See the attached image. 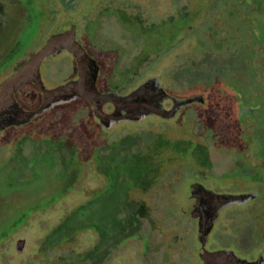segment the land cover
<instances>
[{"label": "rangeland", "instance_id": "obj_1", "mask_svg": "<svg viewBox=\"0 0 264 264\" xmlns=\"http://www.w3.org/2000/svg\"><path fill=\"white\" fill-rule=\"evenodd\" d=\"M251 1L109 0L126 4L129 19L109 9L89 26V33L99 49L115 48L110 45L113 41L120 44L115 51L124 56L122 71L102 72L112 90L130 92L156 78L177 99L200 95L188 89L200 81L198 72L203 75L212 65L229 61L203 55L212 49L214 38L232 31L224 23L229 10L225 5L236 12L239 41L253 38L247 53L260 56L254 70L244 63L236 71L241 78L248 69L250 88L242 90L245 97L235 107L217 92L215 100L231 106L229 118L213 120L211 106L192 104L172 119L148 116L105 131L95 123L94 129L89 127L91 110L77 101L0 132V264H202L192 183L230 195L250 191L254 182L264 185V3ZM63 2L65 7L73 4V0ZM78 9L87 7L80 4ZM35 16L22 22L15 43L0 53V83L26 64L43 42L42 26L37 24L40 16ZM193 21L175 40V27ZM6 43L7 38L0 36V47ZM244 56L241 51L236 58L243 63ZM68 62L61 57L45 59L39 71L44 85L69 79L73 72ZM61 64L59 70L51 67ZM219 71L227 75L226 66ZM40 93L25 84L14 98L29 110L41 103ZM170 107V101L164 103L165 109ZM213 127L217 130L212 133ZM228 130L242 135L246 150L229 149L231 141L224 137ZM250 156L260 161L256 167L248 162L253 160ZM256 206L259 230L264 226L259 221L264 218V198ZM234 209L232 205L220 212L207 250L232 247L234 240L222 237V232L230 224L228 218H234L230 214ZM252 218L246 216L249 222ZM251 232L242 234L241 248L253 244ZM20 241L23 246L18 248ZM253 241L263 238L256 234ZM234 252L247 260L254 256Z\"/></svg>", "mask_w": 264, "mask_h": 264}, {"label": "water", "instance_id": "obj_2", "mask_svg": "<svg viewBox=\"0 0 264 264\" xmlns=\"http://www.w3.org/2000/svg\"><path fill=\"white\" fill-rule=\"evenodd\" d=\"M74 32L73 24L61 25L57 34L52 36L48 43V52L66 49L77 64V79L52 89H45L40 79L39 66L48 52L45 48L42 49L17 72L0 83V132L28 124L54 107L77 99H82L89 104L93 117L106 129L121 122L142 121L148 116L172 119L183 108L204 103L203 95L183 100L168 95L156 78H148L127 95L101 93L95 85L97 67L85 50L74 40ZM27 82L33 83L42 93L40 105L33 110L21 109L14 100V95ZM166 100L172 103L170 109L163 107V102ZM106 105H111L114 110L106 113L104 111ZM190 191L192 207L198 218L197 240L200 246L198 258L202 264H264V257L261 255L254 261H247L239 258L231 250L209 251L206 249L208 236L220 211L231 205L243 204L255 198L256 194H218L198 183L192 184ZM21 246L23 241L18 242V248Z\"/></svg>", "mask_w": 264, "mask_h": 264}, {"label": "flooded vegetation", "instance_id": "obj_3", "mask_svg": "<svg viewBox=\"0 0 264 264\" xmlns=\"http://www.w3.org/2000/svg\"><path fill=\"white\" fill-rule=\"evenodd\" d=\"M31 4H34L33 5L34 6L33 8L35 10L34 12H33ZM36 4H40V5L37 6ZM80 4H83V7H87V9L84 11H82L81 9H78V6ZM125 5L126 4H110L109 0H73V4L71 6L65 7V2H63V0L60 3H57V2L53 3L51 0H35L34 2L31 0H0V36L2 37V40L7 38L6 45L0 47V53L5 54L7 52V49L10 48L12 46V44L15 43L16 35L21 30H23L20 27L22 22L24 20H27V19L28 20L34 19L35 14H38L35 16V18H38L40 16V20L37 22V24L40 25V27L42 26V32L40 35L43 36V38H44L41 45L34 52L35 55L37 53L41 52V50L44 48L48 52V43L50 42V39L52 38V36L57 34L58 28L65 23H71L75 26L74 40L85 50L87 55L94 61L95 65L97 67V77L95 80V85H96L98 91H100L101 93H115V94H119V95H127L131 91L130 92H123L122 89H119V90L113 89L112 90V88H110V86L112 85L110 80L106 79L102 76V72L108 71L109 69L112 72H121L122 71V67L124 65V61H123L124 56L122 54L119 55V53L117 51H115L116 46L118 47V45H120V44L117 43V41H116V43H114L115 41H113L112 44H110V45H111V47H115V48L107 47L104 49H101V48L99 49L98 47H96V45H94V43H92V40L90 37L91 34L89 33V26L93 22H96L97 17L100 20V18H102L104 16V14L109 9H111L113 11L115 10V12L117 14H122V15H119V17H122V19H124V20L129 19V13H128ZM36 10H37V12H36ZM93 11H94V16H91L90 14ZM65 13H69V15L67 16L68 17L67 19H65V17H64ZM116 21L118 23H121L120 22L121 20L118 17H117ZM82 22H83V26L81 25ZM113 44H115V45H113ZM27 54H29V53H27ZM31 55H33V54H31ZM31 57H33V56H30L29 59ZM59 57H61L62 61H64V58L69 59L68 64L70 67V71L73 72V75L69 79H67L66 81H63L60 84H56L54 86H45L44 83L42 82L45 89H52L54 87H57L59 85L66 83L70 80L77 79V73H78L77 64H76L73 56L66 49H60V50L57 49L53 53L48 52L41 61V64L39 66V71H40V68H41L43 61L45 59L54 58V60L57 61V58H59ZM51 67L53 69L59 70V69L63 68V65L62 64L60 66L53 65ZM40 79H41V76H40ZM25 84H28L29 88L30 87L36 88V86L31 82H27ZM108 88H110V89H108ZM26 91L24 93L25 96L27 94ZM39 99L41 102L42 101V93L39 94ZM14 100L21 109L27 110V109L22 108L20 103L15 98H14ZM77 101L85 102L89 106V104L82 99H77L73 102H77ZM168 101H170V100H166L163 102V107H164V103H166ZM73 102H70L67 104H71ZM67 104H62V105H67ZM171 105H172V103H171ZM59 106H61V105H59ZM56 107H58V106H56ZM56 107H54V108H56ZM89 109L91 110L90 106H89ZM29 110H33V109H29ZM113 110H114V108L111 105L104 106V111L106 113H111ZM91 116H92V123L89 125L90 128H93L92 124L95 123V124H97V127L100 130L108 131L116 125V124L113 125L110 129H106L99 123V121L97 119H95L93 117L92 110H91ZM238 123L240 124L239 121H238ZM236 137L237 136H234L232 138L229 149H232L235 151L238 149V151H240V149H239L240 145H239V143H236V141H237ZM223 140H225V138ZM221 147L224 148L225 147L224 144H222ZM251 159H253L252 162L248 161L251 164V167H256L259 162L258 163H257V161L255 162L253 157H251ZM248 173L253 174L254 171L252 169H249ZM263 178H264V174H263ZM195 183H198V182H193L192 184H195ZM251 184H252V189L250 191H246L245 193H241V194L254 193V194H256L255 198H253V199H251V200H249L243 204L233 205V206H235V209L230 214L234 218L233 219H230L228 217L227 218L230 221V224L233 221L234 225L231 224V226H230V224H229V225L223 226L222 237L226 236L224 238L233 239L234 241H232V242H233V244L235 243V246L233 244H231L232 247L223 245L217 249V250H231L233 252H234V249H236L238 251L244 252V254L253 253L254 256L250 260L245 259L247 261H254L260 255L264 257V254L262 252L256 253V249H254V247H253L256 244L253 241V236L256 234H258L261 237L264 236V226H263V228H260L259 230L257 228V220L261 219V218H258L260 215V212H259L260 210L256 206V203L258 202V200L264 198V185L256 184L255 182L251 183ZM221 194H223V193H221ZM238 195H240V194H238ZM190 198H191V191H190ZM249 214L253 217L252 218L253 222H249L246 219V216ZM218 218H219V216H218ZM241 218L243 219V221L241 220ZM237 220L240 223H237ZM259 221H261L264 224V218L262 220H259ZM247 229H252V232H251L252 240H251V242L253 244L250 245L247 249H243L240 246V239L242 237V234L244 232H246ZM230 234H231V237H229ZM209 251H213V250H209ZM239 258H241V257H239ZM241 259H244V258H241Z\"/></svg>", "mask_w": 264, "mask_h": 264}, {"label": "trees", "instance_id": "obj_4", "mask_svg": "<svg viewBox=\"0 0 264 264\" xmlns=\"http://www.w3.org/2000/svg\"><path fill=\"white\" fill-rule=\"evenodd\" d=\"M228 1L229 0H225V3L230 4V2H232V1L230 2ZM234 2L235 0H233V3ZM263 3H264V0L251 1V4H263ZM225 8H228L229 10L226 11V18H225L226 21L224 20V23H225V26H228L230 30L232 29V31H230V33L224 34L225 36L219 37L218 39L214 38L210 44L212 49H209V52L203 53V55L205 56V58L206 57L214 58L217 56L226 57V58L228 57L229 61L224 62L221 66L212 65V67L208 68L204 72L203 75H201L200 72H198L200 81L197 83L191 84L190 85L191 88L190 87L188 88V89H191L190 93L199 92L200 95H203L204 103L200 105L204 107L206 106L205 108H209L210 106L212 107V109L214 110L213 114L211 115L213 120H217L220 118H229L228 113L231 109V106L235 107L236 102L240 99H243V97H245V94L242 90L249 89L251 85L250 79H249L250 74L248 72V69L251 71L252 69L254 70L257 60L260 57L256 53L252 54L250 51L248 52L249 54L247 53V50L245 49H247L249 45L253 44L252 43L253 38L249 36V39H246L242 43L239 41V38H238L239 36H237L239 35V30L237 29V25L235 23L237 17L234 18V15H236V12L233 11V8L227 7V5H225ZM250 10H252V6H250ZM193 23L194 21L191 22V24L189 23L183 26L180 24L177 25V27H175V30H174V35H175L174 39L176 40L177 36L180 33H182L184 29L189 28ZM251 25L252 23H249L248 26H245V29H247L246 30L247 32H248V28L249 30H251ZM235 35L237 37H235ZM237 46H240L241 49L240 48L237 49ZM213 49H215V51H213ZM241 51L246 53V56L242 58V60L244 61L243 63L241 62V60H238L236 58V55H238V53L240 55ZM244 63H246V68H247V64L249 68L246 70L245 74H243L241 78H239L237 77L236 71H238L240 69V66ZM223 66L227 67L226 76L225 74H222L221 71H219L221 68H223ZM236 84L237 86L238 84L240 86L236 88L235 87ZM217 92H219L222 95L223 94L225 95L226 101L230 102L231 104L230 107L227 104H223L221 100L220 101L215 100L214 97L216 96ZM216 130L217 129L213 127L212 133L216 132ZM230 130H228L229 132H227L224 137L230 139L231 141L234 136H237L236 143H239L240 145L239 149L246 150L247 144L243 140L242 135L241 134L235 135V133L231 134ZM219 132L221 133V136H222V132L220 130ZM229 237H231V234L229 235ZM262 238H263V241L256 243L255 246L253 247L254 249H256V251L264 253V236Z\"/></svg>", "mask_w": 264, "mask_h": 264}]
</instances>
